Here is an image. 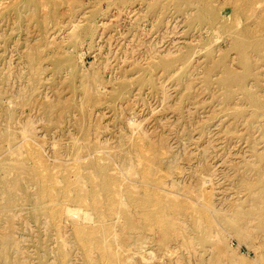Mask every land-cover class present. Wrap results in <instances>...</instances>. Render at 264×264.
I'll use <instances>...</instances> for the list:
<instances>
[{"label":"rangeland","instance_id":"374dc122","mask_svg":"<svg viewBox=\"0 0 264 264\" xmlns=\"http://www.w3.org/2000/svg\"><path fill=\"white\" fill-rule=\"evenodd\" d=\"M263 36L264 0H0V264H264ZM204 199L236 226L187 250Z\"/></svg>","mask_w":264,"mask_h":264},{"label":"bare ground","instance_id":"6f19581e","mask_svg":"<svg viewBox=\"0 0 264 264\" xmlns=\"http://www.w3.org/2000/svg\"><path fill=\"white\" fill-rule=\"evenodd\" d=\"M229 1V0H228ZM232 4V3H231ZM234 4V3H233ZM246 4V3H245ZM249 5V4H248ZM4 6V5H3ZM221 6H223V5H221ZM220 10V9H219ZM205 11V10H204ZM208 11H210V10H208ZM211 12V11H210ZM214 12V11H213ZM212 12V13H213ZM212 17V16H211ZM211 19V18H210ZM89 37V36H88ZM264 37V36H263ZM246 41V40H245ZM242 43V42H241ZM251 44V43H250ZM243 45V44H242ZM240 46H241V44H240ZM245 46V45H244ZM248 47V46H247ZM239 49V48H238ZM244 51H246V50H244ZM244 54V53H243ZM39 67V66H38ZM30 68V67H29ZM31 70V69H30ZM231 77H232V75H230ZM229 76V77H230ZM233 76H234V74H233ZM228 77V78H229ZM229 80V79H228ZM241 80V79H240ZM227 85V84H226ZM241 85V84H240ZM231 86V85H230ZM245 86V85H244ZM33 91V90H32ZM250 100V99H249ZM257 104H258V102H257ZM263 114V113H262ZM89 115V114H88ZM159 156V155H158ZM158 158V157H157ZM8 160V159H7ZM259 160H262V159H259ZM19 161V160H18ZM263 162H264V160H263ZM11 163V162H10ZM17 164V163H16ZM94 164V163H93ZM6 165V164H5ZM88 165V164H87ZM12 166V165H11ZM30 166V165H29ZM8 167V166H7ZM34 167V166H33ZM89 167H91V166H89ZM92 168V167H91ZM15 169V168H14ZM103 169V168H102ZM146 170V169H145ZM7 171V170H6ZM94 171H95V169H94ZM137 171V170H136ZM144 171V170H143ZM263 171V170H262ZM104 172V171H103ZM27 173V172H26ZM99 173V172H98ZM105 173V172H104ZM109 173V172H108ZM146 173V172H145ZM7 174V173H6ZM9 174V173H8ZM34 174V173H33ZM263 174V173H262ZM17 175V174H16ZM38 175V174H37ZM98 175H100V173L98 174ZM140 175V174H139ZM148 175V174H147ZM109 176V175H108ZM262 176V175H261ZM21 177V176H20ZM39 177V176H38ZM84 177H86V176H84ZM90 177V176H89ZM142 177V176H141ZM108 178V177H107ZM146 178V177H145ZM13 179V178H12ZM98 179V178H97ZM100 179V178H99ZM114 179V178H113ZM148 179V178H147ZM153 179V178H152ZM152 179H150V181L152 180ZM156 179V178H155ZM161 179V178H160ZM163 179V178H162ZM264 179V178H263ZM41 180V179H40ZM106 180H108V179H106ZM106 180L104 181V179H103V182H102V185H103V187H104V189L105 190H107V191H109L110 189H113L114 187H115V185H114V183H113V185H112V187H111V182H106ZM157 180H158V178H157ZM164 180V179H163ZM244 180V179H243ZM23 181V180H22ZM29 181V180H28ZM48 181V180H47ZM102 181V180H101ZM110 181H112V180H110ZM137 181V180H136ZM71 182V181H70ZM116 182V181H115ZM158 182V181H157ZM21 183V182H20ZM91 183V182H90ZM7 184V183H6ZM137 184V183H136ZM154 184V183H153ZM152 184V185H153ZM258 184V183H257ZM260 184V183H259ZM258 184V185H259ZM8 185V184H7ZM117 185V184H116ZM145 185H147V183H145ZM114 186V187H113ZM130 186V185H129ZM144 186V185H143ZM149 186V185H148ZM158 186H160V185H158ZM255 186V185H254ZM19 187V186H18ZM102 187V186H101ZM257 187V186H256ZM3 188V187H2ZM1 188V189H2ZM17 188V187H16ZM116 188V187H115ZM159 188V187H158ZM259 188H261V187H259ZM7 189V188H6ZM23 189V188H22ZM63 189V188H62ZM71 189V188H70ZM103 189V190H104ZM262 189V188H261ZM264 189V188H263ZM15 190V189H14ZM13 190V191H14ZM28 190V189H27ZM94 190V189H93ZM133 190V189H132ZM146 190V189H145ZM145 190H143L144 192H145ZM254 190V189H253ZM4 191V190H3ZM43 191V190H42ZM100 191V190H99ZM102 191V190H101ZM250 191V190H249ZM252 191V190H251ZM11 192V191H10ZM92 192V191H91ZM111 192V191H110ZM109 192V193H110ZM124 192H125V189H124ZM146 192H148V191H146ZM12 193V192H11ZM10 193V194H11ZM46 193V192H45ZM82 193V192H81ZM102 193H104V192H102ZM151 193V192H150ZM8 194V193H7ZM101 194V193H100ZM143 194V193H142ZM261 194V193H260ZM45 195V194H44ZM111 195V194H110ZM131 195V194H130ZM156 195V194H155ZM38 196V195H37ZM41 196V195H40ZM93 196V195H92ZM126 196V195H125ZM137 196V195H136ZM188 196V195H187ZM254 196V195H253ZM262 196V195H261ZM14 197H15V195H14ZM13 197V198H14ZM72 197V196H71ZM70 197V198H71ZM103 197V196H102ZM110 197V196H109ZM116 197V196H115ZM130 197V196H129ZM133 197H134V195H133ZM138 197V196H137ZM157 197V196H156ZM63 198H65V197H63ZM117 198V197H116ZM147 197L145 196V199L144 200H146L147 201V199H146ZM203 198V197H202ZM211 198V197H210ZM257 198V197H256ZM263 198H264V193H263ZM7 199H8V197H7ZM16 199V198H15ZM107 199H109V198H107ZM124 199V198H123ZM149 199V201H150V199H151V197H149L148 198ZM157 199V198H156ZM161 199V198H160ZM195 199H196V197H195ZM253 199H255V198H253ZM17 200V199H16ZM65 200V199H64ZM78 200V199H77ZM79 200H80V197H79ZM104 200H105V198H104ZM113 200V199H112ZM118 200H119V198H118ZM138 200H139V198H138ZM143 200V201H144ZM257 200V199H256ZM255 200V201H256ZM264 200V199H263ZM152 201V200H151ZM156 201V200H155ZM154 201V202H155ZM170 201H172V200H170ZM254 201V202H255ZM4 202V201H3ZM42 202V201H41ZM40 202V203H41ZM53 202V201H52ZM87 202V201H86ZM85 202V203H86ZM111 202V201H110ZM136 202V200H134L133 201V199L130 197V199H129V204L130 205H132L133 206V203H135ZM178 202H181V201H179L178 200ZM187 202H189L188 203V205H190V201H187ZM6 203V202H5ZM13 203V202H12ZM94 203V202H93ZM118 203V202H117ZM127 203V202H126ZM138 203V202H137ZM150 203V202H149ZM152 203V202H151ZM150 203V204H151ZM155 203H157V206H158V209H157V211H156V213H155V222H156V226L157 227H159V226H162V227H164L165 225H161V223L163 222V219H165V214H166V212L165 211H167V209H166V207H168V206H166L165 205V202H163V201H158V202H155ZM182 203H183V201H182ZM186 203V202H185ZM184 203V204H185ZM49 204V203H48ZM57 204V203H56ZM60 204H62V203H60ZM64 204V203H63ZM97 204H98V202H97ZM114 204V203H113ZM152 204H154V203H152ZM215 204V203H214ZM214 204H211V203H209V202H207L205 199H204V201L201 203V204H199V206H197V207H195V208H193V209H191L190 208V210H192V212H188V214H186V215H184L185 216V218L187 219V220H184V221H182V223H183V227L182 228H179V229H173V228H175V226L177 227V224H180L181 223V221H180V223H178L179 221H178V217L176 216V215H178V214H176V213H173L172 215H174V216H172V218H171V220H170V222H169V226H167V230H165V232L167 233L166 235H168L169 237L168 238H170V236L173 234L172 233V229L175 231V232H177V234H178V242H181V244L187 249V250H191V245H192V237L190 236V232L188 231L187 232V230H186V228H185V226H184V224L187 222L188 223V221H190L191 222V224L193 225V228H194V230H198V228L200 227V226H202V225H204L205 226V238L207 237L208 239H211V238H214V237H216V236H218L219 234H220V232H221V230L222 229H224V228H232V229H234L235 228V226H236V223L234 222V216L232 217H230V216H227V217H222V215L220 214V212L218 211V210H216L215 208H214V206H212V205H214ZM44 205V204H43ZM86 205H88V203L86 204ZM143 205H145V203L143 202H140V205H139V208L140 207H142ZM171 205H172V203H171ZM171 205H170V207H171ZM175 205H176V203H175ZM7 206V205H6ZM53 206V205H52ZM51 206V207H52ZM71 206V205H70ZM113 206V205H112ZM116 206V205H115ZM138 206V205H137ZM156 206V207H157ZM180 206V205H179ZM192 206V205H191ZM196 206V205H195ZM258 208H259V212H260V209H262V218H264V201H261V200H257V205H256ZM9 207V206H8ZM99 207V206H98ZM135 207V206H134ZM147 207V206H146ZM169 207V208H170ZM173 207V206H172ZM178 207V206H177ZM183 207V206H182ZM181 207V208H182ZM234 207H236V206H234ZM238 207V206H237ZM244 207V206H243ZM11 208V207H10ZM9 208V209H10ZM66 211L67 212H65V214H70V215H72V217H73V215H75V210H73V209H71V208H69V207H67L66 206ZM74 208V207H73ZM102 208V207H101ZM115 208V207H114ZM122 208V207H121ZM138 208V207H137ZM184 208H186V207H184ZM240 208V207H239ZM53 209V208H52ZM52 209H51V211H52ZM78 209V208H77ZM134 209H136V208H134ZM233 209V208H232ZM237 210H238V208H236ZM236 209H234V212H235V210ZM6 210V209H5ZM11 210V209H10ZM62 210V209H61ZM65 210V209H64ZM63 210V211H64ZM81 210V209H80ZM79 210V211H80ZM102 210V209H101ZM188 210V209H187ZM246 210V209H245ZM2 211H4V210H2ZM7 211V210H6ZM50 211V210H49ZM128 211V210H127ZM134 211V210H133ZM136 211V210H135ZM179 211V210H178ZM241 211V210H240ZM244 211V210H243ZM56 212V211H55ZM132 212V211H131ZM148 212V211H147ZM177 212V211H176ZM256 212V211H255ZM254 212V213H255ZM258 212V213H259ZM80 213V212H79ZM79 213H78V216H79ZM138 213V212H137ZM140 213V212H139ZM182 213V212H181ZM233 213V212H232ZM245 213V212H244ZM63 214V213H62ZM82 214V213H81ZM87 216H88V214L87 213H85ZM129 213H127V215H128ZM148 214V213H147ZM171 214V213H170ZM256 214V213H255ZM77 215V214H76ZM149 215V214H148ZM148 215H147V217H148ZM63 216V215H62ZM85 216V215H84ZM114 216V215H113ZM129 216V215H128ZM152 216V215H151ZM72 217L70 216V218L72 219ZM75 217V216H74ZM81 217V216H80ZM79 217V218H80ZM88 217H90V216H88ZM105 217V216H104ZM239 217H241V216H239ZM76 218V217H75ZM78 218V219H79ZM82 218V217H81ZM80 218V219H81ZM101 218V217H100ZM109 218H111V217H109ZM128 218V217H127ZM146 218V217H145ZM144 218V219H145ZM78 219H72V220H77V222H78ZM85 219V218H84ZM88 219V218H87ZM87 219H85V220H87ZM91 219V218H90ZM103 219V218H102ZM101 219V220H102ZM143 219V220H144ZM168 219V218H167ZM237 219V218H236ZM134 220H135V218H134ZM148 220V219H147ZM231 220H233V221H231ZM242 220V219H241ZM89 221V220H88ZM131 220L129 219V222H130ZM169 221V220H168ZM83 222V221H82ZM132 222V221H131ZM131 222H130V224H131ZM144 222V221H143ZM237 222V221H236ZM79 223V222H78ZM107 223V222H106ZM140 223H142V222H140ZM154 223V222H153ZM238 223V222H237ZM82 224V223H81ZM99 224V223H98ZM158 224H159V226H158ZM241 224V223H240ZM240 224H238V226L240 225ZM262 224H263V222H262ZM59 225V224H58ZM112 225V224H111ZM102 226V225H101ZM110 226V225H109ZM131 226V225H130ZM146 226V225H145ZM244 226V225H243ZM80 227H82V225L80 226ZM139 227V226H138ZM57 229H59L58 227H56ZM160 228V227H159ZM158 228V229H159ZM240 228H242V227H240ZM76 229H80L79 228V226L78 225H76L75 226V230ZM86 229V228H85ZM78 230H77V232H78ZM134 230V229H133ZM164 230V229H163ZM99 231V230H98ZM105 231V230H104ZM225 230H223V232H224ZM74 233H76L75 231H74ZM78 233H80V234H82V235H85V230H80ZM77 233V234H78ZM164 233V232H163ZM172 233V234H171ZM96 234V233H95ZM117 234V233H116ZM74 235H76V234H74ZM97 235V234H96ZM105 235V234H104ZM174 235V234H173ZM109 236V235H108ZM127 236V235H126ZM81 237H83V236H81ZM99 237V236H98ZM165 237V236H164ZM95 238H97V237H95ZM95 238H93V239H95ZM104 239V238H103ZM106 239V238H105ZM171 239V238H170ZM170 239H169V241L168 242H170ZM97 241V240H96ZM96 241H95V243H96ZM166 241H167V239H166ZM130 242V241H129ZM102 243V242H101ZM174 243V242H173ZM99 244V243H98ZM95 246V245H94ZM97 246V245H96ZM98 247V246H97ZM100 247H102V246H100ZM104 247V246H103ZM107 247V246H106ZM193 247V246H192ZM118 248V247H117ZM108 249V248H107ZM105 250V249H104ZM122 250V249H121ZM89 251V250H88ZM125 251V250H124ZM184 252V251H183ZM103 253V252H102ZM109 253V252H108ZM115 253H117L116 251H115ZM89 254V253H88ZM195 254V253H194ZM86 255V254H85ZM105 255V254H104ZM121 255V254H120ZM92 256V255H91ZM117 256V255H116ZM190 256V255H189ZM109 257V256H108ZM191 257V256H190ZM116 258V257H115ZM119 258V257H118ZM108 260V259H107ZM118 262V261H117ZM113 263H115V261H113ZM116 264V263H115Z\"/></svg>","mask_w":264,"mask_h":264}]
</instances>
